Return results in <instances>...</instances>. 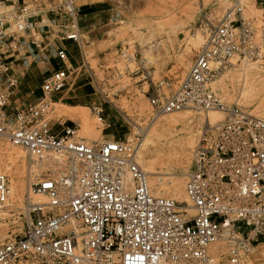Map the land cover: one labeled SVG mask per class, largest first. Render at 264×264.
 Listing matches in <instances>:
<instances>
[{"label":"built area","instance_id":"built-area-1","mask_svg":"<svg viewBox=\"0 0 264 264\" xmlns=\"http://www.w3.org/2000/svg\"><path fill=\"white\" fill-rule=\"evenodd\" d=\"M230 1L179 87L151 100L158 114H226L205 128L193 152L189 207L150 192L133 141L90 142L66 121L60 130L50 124L47 114L75 72L68 48L88 42L77 0H0V138L31 157L28 199L1 220L14 232L0 239V264L253 261L264 247V118L226 107L210 83L238 62L264 68V25L245 15L244 3ZM255 2L264 17V0ZM37 65H44L41 93L20 101L23 79ZM10 193L9 178L0 172V211ZM219 243L225 252L212 251ZM257 252L254 264H264Z\"/></svg>","mask_w":264,"mask_h":264},{"label":"rangeland","instance_id":"rangeland-1","mask_svg":"<svg viewBox=\"0 0 264 264\" xmlns=\"http://www.w3.org/2000/svg\"><path fill=\"white\" fill-rule=\"evenodd\" d=\"M223 2L77 0V4L82 7L81 30L88 42L83 49L76 45L68 48L71 53L70 65L75 72L69 77V84L64 92L56 97V103L47 114L50 124L60 130L59 123L66 121L75 126L79 134L90 142L133 141L137 144L138 152L150 129L158 126L163 119L171 115L193 114L195 118L185 126L179 127L175 139L162 143L163 160L160 159L156 169L150 170L152 174L146 173L149 176L148 181L160 179L166 184L180 178L186 184L197 144L193 146L191 157H184L183 143L189 140V132L195 135L193 142L196 139L197 143L200 141L202 131L206 128L202 116L210 111H171L163 114L164 118H158L161 115L155 111L151 100L169 97L179 87L208 37V33H202L203 30H209L210 25L206 19L216 23L233 6L231 1ZM243 3L245 15L256 19L257 25H264V17L255 0H244ZM200 33L206 37L197 45L195 40ZM240 63L242 64L236 63L225 70L210 86L226 107L237 106L243 112L255 116L264 114V68L253 62ZM43 67L44 65L35 68L36 74L32 80H25L23 84L36 87L37 90L35 94L27 97L28 100L35 99L41 93L40 85L45 78V75L41 74ZM61 68L65 69L63 66ZM245 73L255 74L258 81L252 82L250 77L247 94L243 96L240 95L239 89ZM59 106L77 113L79 118L59 116L55 111ZM97 108L103 109L101 115L97 114ZM170 128L168 125L164 126L166 135L170 133ZM7 151H15L17 157L8 158ZM1 158L14 161L13 164L5 166L0 163V172L8 176L11 190L8 204L0 213V239H3L9 232L14 231L1 220L12 217L14 212L24 207L28 199L31 157L25 149L13 145L8 139L0 138ZM136 163L140 166L138 160ZM140 167L144 171V168ZM16 171L22 176L21 200L13 195ZM160 197L172 199L170 196ZM261 247L264 248L260 246L256 251H260ZM253 260H258V253L253 256ZM254 263L255 261L251 262Z\"/></svg>","mask_w":264,"mask_h":264},{"label":"bare ground","instance_id":"bare-ground-1","mask_svg":"<svg viewBox=\"0 0 264 264\" xmlns=\"http://www.w3.org/2000/svg\"><path fill=\"white\" fill-rule=\"evenodd\" d=\"M203 1L204 0H202V2ZM223 1H225V0H221V2H223ZM228 1H230V0H228ZM243 1L244 0H239V2H238V4H240L239 6H241L243 4ZM223 5H224V2L222 4V6ZM206 20L208 21L209 25L213 24L212 21H210L209 19H206ZM202 33H208L207 29L203 30ZM205 37L201 33L198 34V36L195 40L197 45L201 44ZM146 52L150 54V51L147 50ZM237 64H242V63L238 62ZM250 77L253 79L252 82L258 81V77L255 74H253V75H248V74L246 75V73L243 74V82L241 83V85H240L241 87L239 89L240 95L242 94L244 96L245 93L247 92L249 82L251 81ZM214 82H216V80L215 81L213 80V83ZM217 84H218V82H217ZM217 84H216V86H217ZM248 96H250V95L248 94ZM66 109H68V108L63 107V106H59L55 109V111L58 113L59 116H68L70 118H79V115L77 113H74L73 111H69ZM160 115L161 116H158V118L163 117L162 116L163 114H160ZM261 115L264 117V114H261ZM261 115H258V116L261 117ZM194 118H195V115L189 114V113H187V114L185 113L184 116L171 115V116L163 119L158 124V126L152 127L148 133L146 132L147 135L145 136L142 144L139 146V148H140L139 151L136 152L137 153L136 155L138 158L136 160H138L140 166H142V168H144L145 173L152 174L153 172H151L150 170L156 169L157 164L160 161V159L163 160L162 155L164 154L163 153L164 148L162 146V143H169L170 139H175V137L179 133V127L185 126L187 123L191 122ZM202 118L205 121L206 127H208V126L216 125L217 123L223 121L226 118V114L223 111L213 110V111L207 112L204 116H202ZM204 121H202V122H204ZM166 125L171 127L170 133L168 135H166L165 131H164V126H166ZM203 132L204 131H202V133ZM202 133L200 132V134H202ZM193 136H195V135H191V132H189V134H188L189 140L185 141L183 143V147L181 146L184 157L185 156L191 157V154H192V151L194 148L193 146H195V144L199 143V141L197 143V139H196V141L194 140V142H193V140H192V138H194ZM16 157H17V154L15 151H9L8 152V158L15 159ZM13 162L14 161H8L6 158L0 159V163L3 166L8 165L10 163L13 164ZM21 178H22L21 173L19 171H16L14 174V179H13V195L15 197L19 198V200H21L22 195H23L22 194V188H21V187H23V185L21 184V180H22ZM147 178H149L148 175H147ZM149 183L151 185H149ZM147 185L149 187L150 192H152L156 196H170L173 200H176L179 203H186L187 205H189V207L192 205L190 199L188 198L187 192H186V184L180 178L171 180L170 182H168L166 184L163 183L160 179H154V180L151 179V181L147 180ZM32 197L35 200L46 201V198H44L42 196H32ZM19 202H21V201H19ZM1 211H0V213H1ZM189 213L192 214L193 210L189 209ZM2 216H3V214H2ZM211 249H212V251L221 250L222 252L226 250L225 246L221 243L212 245ZM260 252L264 253V248H262L260 250ZM256 253H258V252L255 251L253 256ZM259 258H260V254L258 253V259ZM253 261H255V260H253Z\"/></svg>","mask_w":264,"mask_h":264},{"label":"crops","instance_id":"crops-1","mask_svg":"<svg viewBox=\"0 0 264 264\" xmlns=\"http://www.w3.org/2000/svg\"><path fill=\"white\" fill-rule=\"evenodd\" d=\"M41 65H37V66H33L31 67L29 70H28V73H27V77L23 79V83H22V86L21 88L19 89L20 93L18 96H16V98H18L20 101L23 100V101H27V97L30 96V95H33L36 93V87L32 88L31 86H27V85H23L25 80H28V79H31L33 78V76L36 74V69L37 67H40Z\"/></svg>","mask_w":264,"mask_h":264}]
</instances>
